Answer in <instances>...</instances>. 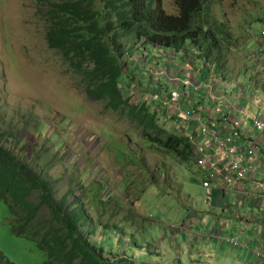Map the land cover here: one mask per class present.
Here are the masks:
<instances>
[{"label":"rangeland","instance_id":"obj_1","mask_svg":"<svg viewBox=\"0 0 264 264\" xmlns=\"http://www.w3.org/2000/svg\"><path fill=\"white\" fill-rule=\"evenodd\" d=\"M161 2L167 14H177L174 0ZM37 4L0 0V132L7 131L0 134V142L50 183L54 199L67 196L83 206L89 220L81 231L104 249L108 263L181 264L179 225L193 220V236L214 224L204 213L202 181L209 175L194 158L182 162L169 149L151 143L144 131H155L141 126L127 109L115 111L104 101L89 99L82 76L47 47L46 22L37 14ZM205 6L204 24L218 44L196 52L201 57L196 68L208 62L220 78L248 86L255 67L244 57L258 48L264 0H205ZM121 41L125 50L133 46L147 52L150 65L164 64L152 44H143V37ZM133 58L142 62L137 53ZM175 61L183 66L185 55L179 51ZM203 73L201 80L209 78L207 69ZM8 132L23 136L17 142ZM44 216L50 218L49 212ZM22 224L0 197V252L15 264H45L46 255L30 234L16 233ZM164 232L169 238L160 242ZM191 236L186 234L185 242ZM200 243L195 245L197 255Z\"/></svg>","mask_w":264,"mask_h":264},{"label":"trees","instance_id":"obj_2","mask_svg":"<svg viewBox=\"0 0 264 264\" xmlns=\"http://www.w3.org/2000/svg\"><path fill=\"white\" fill-rule=\"evenodd\" d=\"M176 15L167 14L161 0H38L37 14L46 22L45 42L63 61L82 76L83 91L89 99L104 101L112 110L127 109L153 144L169 149L182 162L191 155V145L176 139L156 124L145 108L131 106L122 94L126 83L121 38L143 37V44L181 50L189 42L203 50L218 44L204 23L205 0H174ZM211 33V34H210ZM209 56V54H207ZM217 63L219 61L216 58ZM7 131L0 132L6 134ZM20 141L22 134L8 132ZM162 135L164 137H162ZM50 183L30 164L18 160L0 142V197L17 219V234L29 233L46 255L45 264H110L104 249L81 231L89 220L83 206L54 199ZM38 193L34 197L35 193ZM69 194H73L70 191ZM79 205L77 208L75 204ZM48 211L50 218L44 216ZM25 227L27 228L25 231ZM0 264H15L0 252Z\"/></svg>","mask_w":264,"mask_h":264},{"label":"built area","instance_id":"obj_3","mask_svg":"<svg viewBox=\"0 0 264 264\" xmlns=\"http://www.w3.org/2000/svg\"><path fill=\"white\" fill-rule=\"evenodd\" d=\"M262 31L257 50L244 57L255 67L248 86H238L235 79L224 75L220 78L208 62L196 68L201 57L195 50H180L186 59L180 66L175 61L179 51L172 47L159 50L160 46L154 52L164 64L150 65L141 52L142 62H137L134 51L125 53L126 83L122 85V94L131 106L145 108L157 125L190 143L198 168L209 175L203 178L204 190L251 198L256 210L264 207V28ZM203 69L209 74L205 80L200 79ZM239 203L226 207L231 216H241ZM229 242L249 248L247 241L231 238ZM253 254L264 263L261 246Z\"/></svg>","mask_w":264,"mask_h":264},{"label":"crops","instance_id":"obj_4","mask_svg":"<svg viewBox=\"0 0 264 264\" xmlns=\"http://www.w3.org/2000/svg\"><path fill=\"white\" fill-rule=\"evenodd\" d=\"M202 189L204 213L209 214V219L214 224L209 225L206 233L193 236H191L194 232L193 220L188 218L179 225L181 231L176 236L183 240L182 251L177 256L179 262L181 264H204L202 258H206L207 264H264L258 261L253 254L255 247L261 246L264 249V207L256 210L251 198L237 199L232 192L217 191L214 193L204 190L203 187ZM238 200L243 212L240 217H234L229 214L226 207L230 204H238ZM194 222L197 223V220L194 219ZM186 234H189L192 240L185 242ZM243 236H245L244 239ZM236 237L240 241L249 242V248L231 245L229 239ZM168 238L169 236L164 232L160 242ZM198 240L201 242L202 249L199 255L194 252Z\"/></svg>","mask_w":264,"mask_h":264},{"label":"clouds","instance_id":"obj_5","mask_svg":"<svg viewBox=\"0 0 264 264\" xmlns=\"http://www.w3.org/2000/svg\"><path fill=\"white\" fill-rule=\"evenodd\" d=\"M152 46H153V48H154L155 46H158V45H153V44H152ZM190 46H191V45L186 44L185 47L182 48L181 50H183V49H191V50H195V52L200 51V49L195 48L194 46H193L194 48H190ZM160 47H161V46H160ZM191 47H192V46H191ZM143 49H145V48H143ZM131 51H134V52L137 53V54H138L139 52H141V53H143L144 55H146V53H147V52H142V51H135V50H133V49H132ZM179 51H180V50H179ZM201 51H203V50H201ZM138 55H139V54H138ZM146 56H147V55H146ZM168 133H169V132H168ZM175 138H176V137H175ZM176 139H177V138H176Z\"/></svg>","mask_w":264,"mask_h":264}]
</instances>
